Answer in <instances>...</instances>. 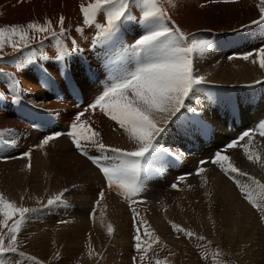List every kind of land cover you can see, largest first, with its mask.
Wrapping results in <instances>:
<instances>
[{
  "label": "bare ground",
  "instance_id": "bare-ground-1",
  "mask_svg": "<svg viewBox=\"0 0 264 264\" xmlns=\"http://www.w3.org/2000/svg\"><path fill=\"white\" fill-rule=\"evenodd\" d=\"M163 3L185 32L210 40L212 45L206 53L196 57L194 63L196 73L204 76L206 83L193 90L185 102L186 107L172 118L166 132L158 138L159 145L169 148L173 154L141 161L143 170L138 183L143 190L133 207L139 217L151 225L161 245L140 261L134 250L133 213L128 204L115 192L107 190L101 174L75 150L67 135L50 141L43 150L35 147L45 136L67 133L76 113L87 108L102 92L109 79L106 62H112L113 70L121 66L129 70L135 67L134 61L121 59L128 39L119 46L102 45L100 38L95 44L97 39H91V45L103 48L94 47L87 52L91 29L78 32V26L73 24L75 27L69 33L59 37L67 49L60 59L57 58L56 37L49 36L48 43L40 41L31 45L45 60L43 66H47L38 73L31 67H19L23 64L22 55L29 56V52L12 49L11 54H2L5 64L0 59V73L5 83L0 82V131L12 129L13 132L0 139L14 140L16 146L0 145V194L18 207L32 209L21 227L51 223V229L32 232L26 237L44 241L53 236L48 233L61 229L59 235L68 242L60 247L70 251L72 257L77 247L79 264H88L85 261L93 256H100L95 264H130L134 256L136 264H155L156 258L167 259L170 264H264L261 213L243 199L233 181L217 166L204 165L207 183L203 187L198 176L189 175L195 173L201 160L208 161L217 151L223 152L228 143L237 140L236 137L245 131L253 136L249 150L256 151L264 159V137L258 132L259 122L264 121V69L252 63L255 51L264 46V23L252 24L259 19L256 7L259 0L235 3L171 0L175 7H170V0H163ZM137 11L134 8L131 14L135 16ZM30 18L11 24L26 25ZM56 20H52L54 27ZM32 21L42 23L37 16L29 22ZM67 21L65 28L76 23L75 20ZM56 30L59 31L58 27ZM77 39L79 42L75 41ZM73 41L80 48H73ZM248 52H253L254 56L245 61L241 57ZM56 58L58 63L54 62ZM62 70L65 71L60 75ZM4 74H12L20 82L19 100H14L17 94L11 90V81ZM84 119L101 133L106 144L132 147L122 130L98 110L94 114L85 113ZM246 142L247 138L239 143ZM29 149H32L30 168L29 158L22 157ZM225 154L239 169L264 183V168L248 161L242 148L228 149ZM179 177L186 179L178 182ZM237 178L242 183H251L247 177ZM173 183L178 184L177 189L171 187ZM101 190L105 191V196L97 205ZM60 192H63L62 201L48 205V199ZM206 192L210 195L206 196ZM170 220L197 236H204L205 240H190L173 232ZM108 224L114 229L112 236L107 233ZM89 245L92 255H89ZM7 255L10 253L3 256ZM3 256H0L2 262Z\"/></svg>",
  "mask_w": 264,
  "mask_h": 264
},
{
  "label": "snow or ice",
  "instance_id": "snow-or-ice-1",
  "mask_svg": "<svg viewBox=\"0 0 264 264\" xmlns=\"http://www.w3.org/2000/svg\"><path fill=\"white\" fill-rule=\"evenodd\" d=\"M225 2L235 3L238 0H225ZM170 7H175L171 0ZM256 7L259 11V19L253 20L252 24L264 23V0H259ZM133 8L139 10L138 17L131 14ZM80 13L84 25L94 27L98 37L107 38L117 46L121 44V27H131L135 38L133 42L123 46L121 59L134 61L135 67L129 70L127 66H121L113 70L112 62H106L109 79L105 82L102 92L88 104L87 108L76 113L67 133L57 132L45 136L35 147L43 150L50 141L61 135H67L75 150L90 161L101 174L107 190L115 192L128 204L133 213L134 250L139 254L140 261H143L150 251L154 252L156 247L161 245V241L148 221L139 217V213L133 207L138 203L137 197L143 190L138 183L143 170L141 161L162 159L166 155L173 154L169 148L159 145L158 138L166 132L172 118L186 107L185 102L193 90L198 85L206 83L205 77L196 73L194 63L196 57L202 56L210 49L212 41L185 32L169 15L163 0H90L87 6L80 5ZM101 15L103 23L98 22V17ZM129 21L135 24L126 25L125 22ZM64 24L65 17L61 15L56 22L59 31L54 27L53 21L48 19L43 23L32 21L26 25L13 24L0 27V51L5 45L11 47L14 52L20 51L22 48H27L38 35H42L43 38L51 36L57 38L59 47L57 58L60 59L67 53V49L59 40V37L66 32ZM136 24L139 25L138 30ZM77 31L81 32L82 29L77 28ZM78 47L73 41V48L78 49ZM253 56V52H248L241 58L247 61ZM255 57L252 63H258L259 67L264 69V46L255 51ZM31 60L32 57L29 56L24 63H29ZM19 67H23V64ZM4 75L11 81V90L17 94L14 100H19L18 94L22 91L20 82L12 74ZM97 110L122 130L128 143L132 145L131 148L117 147L104 142L101 133L84 119L85 113L91 111L94 114ZM12 132V129H4L0 131V137L11 135ZM258 132L264 137V121L259 122ZM245 138H247L246 143H239ZM252 140L253 136L250 132L245 131L237 140L228 143L223 152L217 151L208 161L201 160L195 173L189 175L198 176L203 187L207 183L203 175L206 172L204 165L211 163L217 166L225 177L233 181L243 199L261 213L260 220L264 222V183L239 169L232 162V158L225 154L228 149L242 148L248 161L264 168V159L256 151L249 150ZM0 143L14 144L15 141L0 139ZM31 152L32 149H29L22 154V157L29 158V168ZM237 177H247L251 183H242ZM185 179L179 177L178 182H183ZM171 187L177 189L178 184L173 183ZM66 191L68 190L64 189V192ZM205 195L210 193L206 192ZM104 196L105 191L101 190L98 193L97 205ZM62 197L63 192L57 193L48 199L47 203L57 204L62 201ZM30 211L32 209L18 207L15 202L9 201L0 194V216L3 217L0 219V256L19 251L17 234L21 230L26 214ZM169 224L173 232L185 238L205 240L204 236H197L193 231L171 220ZM113 232L112 225L108 224V235L112 236ZM92 254L93 250L89 245V255ZM29 259L35 262L34 257ZM133 264H136L135 256ZM155 264H170V261L156 258Z\"/></svg>",
  "mask_w": 264,
  "mask_h": 264
},
{
  "label": "rangeland",
  "instance_id": "rangeland-1",
  "mask_svg": "<svg viewBox=\"0 0 264 264\" xmlns=\"http://www.w3.org/2000/svg\"><path fill=\"white\" fill-rule=\"evenodd\" d=\"M89 2H90V0H0V17H1L0 18V27H2V26L4 27L6 25H12L11 23H15V22L19 24L23 21V19L25 20L26 18H29V17H31L30 20H32L33 17L37 16V18H40V21L43 23L45 19L52 21V20H55L56 18L59 19V17L61 15H63L65 17V20L66 19L68 20L66 23L70 22L71 20H75V22H76V23L70 24L69 26H67L65 28L66 33H69V31H71L75 26H78V28L82 29L81 32H84V31L88 32L91 29V31L88 33V38H87L88 44L91 43V39H93V40L97 39L95 41H98V38H100L102 45H104V44H110L111 45L112 44L111 40L97 36V30L94 27H89V26H86L83 24V17L80 13V5L84 4L85 6H87V4ZM135 16L136 17L139 16V10L137 11V14ZM11 18H13V19H11ZM7 21L9 22V24H4V23H7ZM19 21H21V22H19ZM56 21H55V23H56ZM98 22L103 23V16L102 15L100 17H98ZM79 24L81 25V27ZM125 24L126 25H132V24H135V22L129 21V22H125ZM135 26H136V29H138V25L136 24ZM76 31H77V29H76ZM120 35H121V42H123V40H125V39H128L129 43H131V42H133V40L135 38V33L133 32L131 27L122 26L120 29ZM49 40H50L49 36H47V38H43L42 35H38L34 40H32L29 43V46L27 48H22V51L29 52L30 53L29 56L32 57L31 62L24 63V61L27 60V58L29 56H27L25 54L22 55L23 68L24 69L26 67H31L34 71H37V73H38V71L47 67V66H45V67L43 66V63L45 62V60L42 59L41 56H39L38 54L35 53V51L31 47V45H35L37 42H40V41H44V42L48 43ZM75 41L79 42L78 39ZM68 43L70 44V42H67V44ZM80 43L84 44L86 42H84V43L80 42ZM97 43L95 42V44H97ZM94 47L98 48V49L103 48L102 46L100 47L97 45L95 46L93 44L92 45L90 44L89 46H87V49H86L87 52H91L94 49ZM107 49L110 51L111 46H109ZM11 53H12V48L8 47L7 45H5L3 50L0 51V59H1L3 64H5V63L2 59V54L9 55ZM50 54H52L51 49H50ZM17 55L18 54H15V57H17ZM54 62L58 63L59 60L56 58V59H54ZM8 67L11 68L10 65H8ZM11 69L14 71L13 68H11ZM63 71H65V70H62L60 72V75L62 74ZM15 76L17 77V74H15ZM0 82L5 83V78L2 76L1 73H0ZM47 90H48V88H47ZM58 92H60V91H58ZM37 121H39V120H37ZM238 137H236V138H238ZM2 144L3 143H1L0 145H2ZM14 145L16 146V144H14ZM24 146H26V145H24ZM3 151H6V150H3ZM94 209H96V207H94ZM64 210L65 209H63V211ZM89 214H88V217H89ZM50 224L51 223H49V222H43V223H37V225H35V226L31 225L28 227H21L20 232L17 234L19 251L17 253H10L11 256L10 255H7V257L3 256L1 259H5V260L3 262L0 261V264L1 263L2 264H79L81 262V260L79 259V256H76L78 254L77 252H79L77 247H74L76 249L74 251V257H72L70 255V251L60 247L63 244L68 242L66 238H64L62 235H59V232L61 229H58L57 231H51V233H48V235L53 234V236L52 235L48 236V239H46L44 241L43 240H37L36 238L30 239V237H26L27 234H30L32 232H37V231L44 232V231L51 229ZM54 239L56 242L53 241ZM77 245L78 244H76L74 246H77ZM54 246H56V247H54ZM59 247H60V249H59L60 253L57 251ZM36 248H37V250H36ZM262 249H264V248H262ZM263 251H260V252L262 253ZM62 252H64V253H62ZM21 253L23 255H21ZM25 255H27V256L24 257ZM67 255H69V256H67ZM66 256H67V258H66ZM29 257H34L35 262L33 260L29 259ZM99 257L100 256H97L94 258V256H93L91 258V260L87 259L85 262L88 264H92V260H93L94 264H95V262H97V259H99ZM83 264H84V262H83ZM130 264H133V260Z\"/></svg>",
  "mask_w": 264,
  "mask_h": 264
}]
</instances>
